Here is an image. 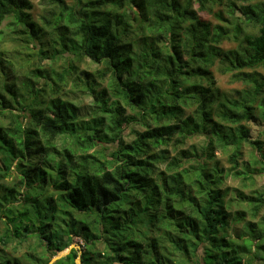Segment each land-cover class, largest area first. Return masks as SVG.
Instances as JSON below:
<instances>
[{"label": "trees", "instance_id": "16d2710c", "mask_svg": "<svg viewBox=\"0 0 264 264\" xmlns=\"http://www.w3.org/2000/svg\"><path fill=\"white\" fill-rule=\"evenodd\" d=\"M45 1L38 24L29 0H0V264H47L75 237L80 264H264V190H235L251 216L236 229L221 188L251 180L245 145L264 175L246 125L264 120V74L242 71L264 72V0H227L212 27L199 13L220 0ZM216 62L251 89L220 93Z\"/></svg>", "mask_w": 264, "mask_h": 264}, {"label": "rangeland", "instance_id": "374dc122", "mask_svg": "<svg viewBox=\"0 0 264 264\" xmlns=\"http://www.w3.org/2000/svg\"><path fill=\"white\" fill-rule=\"evenodd\" d=\"M33 6V9L30 11L31 17L34 21H36L38 24H41L40 22V16L42 15V9L44 7V4L46 3L45 0H29ZM67 4L71 3V0H64ZM217 5L213 7L210 13H199V17L202 21L210 23L211 27L218 24L217 19L214 17L213 14H215L218 11L224 10L223 5L227 0H220ZM256 2H261V0H256ZM239 5V4H238ZM223 12V11H222ZM224 13V12H223ZM224 18H227L226 14H223ZM7 21H4L2 23V26L0 29L5 28V25L7 24ZM245 32L249 31L245 26L242 25L241 27ZM239 41V40H238ZM233 38H230V40L225 41L219 48L222 49V51H227L230 49H233L236 47V44L238 43ZM59 65L62 64V61L57 62ZM58 65V66H59ZM81 70H87L89 72H94L99 69L100 66L94 65L91 62L87 60V62L84 65L80 66ZM223 66L219 63L216 62L213 67L210 68V72L213 75L215 81H216V87L219 90L220 93L225 94L227 97H237L238 95L236 92H245L251 89V84L247 83L245 84L242 81H233L231 79V76L233 73H224L222 71ZM244 74L248 75H254L257 79L262 78L264 72L262 71L261 68H244L242 69ZM235 74V72H234ZM106 86V81L102 82V87ZM66 93L69 97L72 98L73 102L78 106L79 108V114L83 119H88L92 115V111L95 110V108L92 105V98L89 96L81 95L78 93L75 88H73L71 85L67 87ZM255 119L252 122L247 123V128H249V139L251 141H258L261 143V145L264 148V120L260 119L257 116V112L255 115ZM130 130V129H129ZM132 130L135 131H141L142 129L139 127H133L131 131H129V134H125L122 139L124 142H129L133 139L134 135L132 133ZM203 138H195L192 140H187L185 144L179 148L183 149H188L191 147V145L199 146L202 143ZM97 150L98 148H93L88 150V153H92L94 150ZM168 150H171V154H174L171 148ZM253 153V150L249 145H245L243 147V154H241V159L239 160V168L238 170H242L243 172L247 173L248 176L251 177V180L244 181L240 178H233L232 176L227 177L224 180V183L222 185V189H227L228 192L226 194V200L232 201L233 205L229 207V212L231 213V220L232 224H236L235 227L236 229L238 228L239 224L243 222L244 220L250 219V214L247 213V211L241 209L242 206H238L239 203H243L239 198L235 199V190H238L241 192L244 196H250L254 191H263L264 190V175L259 174L257 171L259 169V166H248L251 165V155ZM217 159H219L220 164L224 168H229V164L227 162V157L222 155L220 152L216 153ZM247 164V165H246ZM248 166L249 168H244V166ZM16 173L14 169H11V175L6 178L7 182L15 181ZM237 201V202H236ZM264 214V206L261 208L260 212L258 213V217L255 220H258L259 217H261ZM243 220V221H242ZM73 245H75L76 250L80 248L81 241L75 237L73 239Z\"/></svg>", "mask_w": 264, "mask_h": 264}, {"label": "water", "instance_id": "95a60500", "mask_svg": "<svg viewBox=\"0 0 264 264\" xmlns=\"http://www.w3.org/2000/svg\"><path fill=\"white\" fill-rule=\"evenodd\" d=\"M71 249H76L75 245L71 244L66 250L59 252L57 255L51 257V259L49 260L47 264H53L54 262L61 259L62 257H65L71 251ZM77 250H78V256L75 257L76 259L74 260V262L75 264H80V260H79L80 251L79 249Z\"/></svg>", "mask_w": 264, "mask_h": 264}]
</instances>
